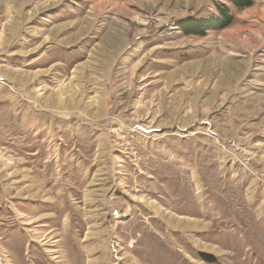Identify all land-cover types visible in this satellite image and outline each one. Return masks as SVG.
Returning a JSON list of instances; mask_svg holds the SVG:
<instances>
[{"label":"rangeland","instance_id":"obj_1","mask_svg":"<svg viewBox=\"0 0 264 264\" xmlns=\"http://www.w3.org/2000/svg\"><path fill=\"white\" fill-rule=\"evenodd\" d=\"M0 264H264V0H0Z\"/></svg>","mask_w":264,"mask_h":264},{"label":"trees","instance_id":"obj_2","mask_svg":"<svg viewBox=\"0 0 264 264\" xmlns=\"http://www.w3.org/2000/svg\"><path fill=\"white\" fill-rule=\"evenodd\" d=\"M232 4H234L237 8L242 9L245 7L250 6L253 3V0H229ZM221 9V10H220ZM219 16L220 18L216 21L215 24H210L208 19H199V20H194L191 23H188V26H190L189 33H202L205 32L206 29L211 28L212 26L217 27H222L225 25H230L233 20H234V15L231 13L230 9L227 6H221L219 8ZM185 27V28H187Z\"/></svg>","mask_w":264,"mask_h":264},{"label":"bare ground","instance_id":"obj_3","mask_svg":"<svg viewBox=\"0 0 264 264\" xmlns=\"http://www.w3.org/2000/svg\"><path fill=\"white\" fill-rule=\"evenodd\" d=\"M115 46V45H114ZM230 54V53H229ZM93 196V195H92ZM88 211V210H87ZM90 212V211H89ZM88 214V213H87ZM35 220V219H34ZM179 222H182V220L181 221H179ZM184 222V221H183ZM29 224L30 223H33V221H29L28 222ZM92 230V229H91ZM90 235V234H89ZM53 237H51V238H49V239H46V237L45 238H41V240L40 241H43V243H45V244H47V243H49L50 245H55L54 243H52V242H57L58 240H51ZM51 251L52 252H57V250H55V249H51ZM114 256V255H113ZM60 256H58V255H55L54 256V258H59ZM116 263V262H115Z\"/></svg>","mask_w":264,"mask_h":264}]
</instances>
